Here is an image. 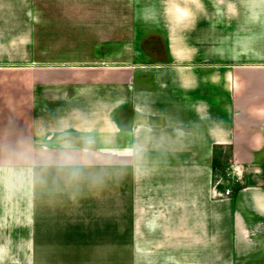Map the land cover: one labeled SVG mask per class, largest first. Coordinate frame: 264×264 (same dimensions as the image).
I'll use <instances>...</instances> for the list:
<instances>
[{
    "label": "crops",
    "instance_id": "0c3cea01",
    "mask_svg": "<svg viewBox=\"0 0 264 264\" xmlns=\"http://www.w3.org/2000/svg\"><path fill=\"white\" fill-rule=\"evenodd\" d=\"M0 264H264V0H0Z\"/></svg>",
    "mask_w": 264,
    "mask_h": 264
},
{
    "label": "trees",
    "instance_id": "16d2710c",
    "mask_svg": "<svg viewBox=\"0 0 264 264\" xmlns=\"http://www.w3.org/2000/svg\"><path fill=\"white\" fill-rule=\"evenodd\" d=\"M233 160V152L232 149L225 152L221 151L220 147H214V159H213V181L214 184H218V188L225 187V183L223 180L230 182L227 178L226 170L230 167V162ZM229 180V181H228ZM234 187L241 188V185L237 182L233 185Z\"/></svg>",
    "mask_w": 264,
    "mask_h": 264
},
{
    "label": "rangeland",
    "instance_id": "374dc122",
    "mask_svg": "<svg viewBox=\"0 0 264 264\" xmlns=\"http://www.w3.org/2000/svg\"><path fill=\"white\" fill-rule=\"evenodd\" d=\"M230 41V39H228L227 37L225 38V42H229ZM228 153H229V151H228ZM231 165H232V161L230 162V167H229V169L228 170H226V172H227V178L230 180V182H227V181H225V180H223V183H225L226 182V184H225V187H227V188H232L233 187V185L236 183V180H235V177L237 178V174H236V171H237V173L239 172V173H241V170H237V169H232L233 167H231ZM228 180V181H229ZM92 237V236H91Z\"/></svg>",
    "mask_w": 264,
    "mask_h": 264
},
{
    "label": "clouds",
    "instance_id": "9594fccd",
    "mask_svg": "<svg viewBox=\"0 0 264 264\" xmlns=\"http://www.w3.org/2000/svg\"><path fill=\"white\" fill-rule=\"evenodd\" d=\"M141 15L145 20H150L154 16V11L150 8H145L141 10ZM11 151L15 154V149H11Z\"/></svg>",
    "mask_w": 264,
    "mask_h": 264
},
{
    "label": "built area",
    "instance_id": "2783aa9c",
    "mask_svg": "<svg viewBox=\"0 0 264 264\" xmlns=\"http://www.w3.org/2000/svg\"><path fill=\"white\" fill-rule=\"evenodd\" d=\"M236 174L239 175V172H238V173L236 172ZM231 193H232V192H231V189H227L226 192H225V195H226V196H230Z\"/></svg>",
    "mask_w": 264,
    "mask_h": 264
}]
</instances>
